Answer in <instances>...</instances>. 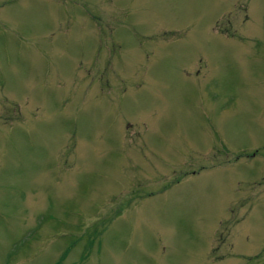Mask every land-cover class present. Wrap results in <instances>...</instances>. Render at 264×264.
Segmentation results:
<instances>
[{
	"label": "rangeland",
	"instance_id": "374dc122",
	"mask_svg": "<svg viewBox=\"0 0 264 264\" xmlns=\"http://www.w3.org/2000/svg\"><path fill=\"white\" fill-rule=\"evenodd\" d=\"M0 264H264V0H0Z\"/></svg>",
	"mask_w": 264,
	"mask_h": 264
},
{
	"label": "trees",
	"instance_id": "16d2710c",
	"mask_svg": "<svg viewBox=\"0 0 264 264\" xmlns=\"http://www.w3.org/2000/svg\"><path fill=\"white\" fill-rule=\"evenodd\" d=\"M67 253H68V251H63V252H62V256H61L59 259H60V260H61V259H64L65 256L67 255Z\"/></svg>",
	"mask_w": 264,
	"mask_h": 264
}]
</instances>
